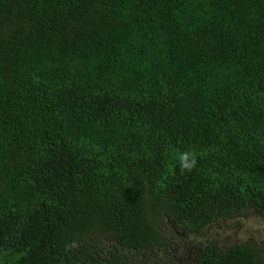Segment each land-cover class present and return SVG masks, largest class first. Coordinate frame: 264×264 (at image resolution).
<instances>
[{
	"label": "trees",
	"instance_id": "1",
	"mask_svg": "<svg viewBox=\"0 0 264 264\" xmlns=\"http://www.w3.org/2000/svg\"><path fill=\"white\" fill-rule=\"evenodd\" d=\"M248 211L264 0H0V264H264Z\"/></svg>",
	"mask_w": 264,
	"mask_h": 264
},
{
	"label": "rangeland",
	"instance_id": "2",
	"mask_svg": "<svg viewBox=\"0 0 264 264\" xmlns=\"http://www.w3.org/2000/svg\"><path fill=\"white\" fill-rule=\"evenodd\" d=\"M214 234L218 237V240L226 246L234 243H241L242 241L244 242L249 238L254 239L258 244L260 243L264 246V219L259 217L257 213L248 211L235 219L234 222L227 221L225 223H219ZM180 239L177 241H180ZM182 241L181 243L177 242L180 243L178 244L180 251L188 247L186 242L187 239L186 241Z\"/></svg>",
	"mask_w": 264,
	"mask_h": 264
}]
</instances>
